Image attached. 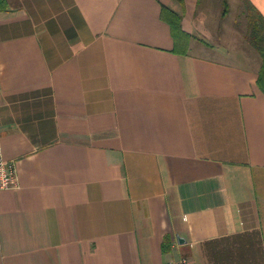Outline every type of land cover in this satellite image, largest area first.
Returning a JSON list of instances; mask_svg holds the SVG:
<instances>
[{
    "label": "crops",
    "instance_id": "crops-1",
    "mask_svg": "<svg viewBox=\"0 0 264 264\" xmlns=\"http://www.w3.org/2000/svg\"><path fill=\"white\" fill-rule=\"evenodd\" d=\"M227 1L216 15L247 28L245 0ZM200 4L0 6V144L18 176L0 189V264H264L261 56L247 30L204 39L219 27Z\"/></svg>",
    "mask_w": 264,
    "mask_h": 264
},
{
    "label": "trees",
    "instance_id": "trees-1",
    "mask_svg": "<svg viewBox=\"0 0 264 264\" xmlns=\"http://www.w3.org/2000/svg\"><path fill=\"white\" fill-rule=\"evenodd\" d=\"M223 3L226 8L229 7L227 0H223ZM4 4L5 0H0V6H4ZM245 14L247 26L249 28L247 39L261 56V66L257 83L264 90V18L249 0H245ZM162 18L166 20L171 27L175 41V49L182 52L187 51L191 40V34L186 32L182 27V15L164 5L162 7ZM170 246L171 241L167 238L163 244L164 250H169Z\"/></svg>",
    "mask_w": 264,
    "mask_h": 264
},
{
    "label": "rangeland",
    "instance_id": "rangeland-1",
    "mask_svg": "<svg viewBox=\"0 0 264 264\" xmlns=\"http://www.w3.org/2000/svg\"><path fill=\"white\" fill-rule=\"evenodd\" d=\"M218 2H219V0H211V3H210V0H201L200 8L206 10L208 7L210 8L212 6V10H211V12H209L210 15L207 17V20L209 22L208 27L210 26L212 32L214 29V25L219 27V30H217V32H219L218 35L213 34V35H207L209 37H205V34H207V33H205V34H202V37L206 40L209 39V41L216 43V41L217 42L220 41L221 37L223 36V32H225V29H227V27H228L232 30L233 29L238 30V31H236V34L234 36L238 39V42H243L244 36H245V31L249 30L248 27L247 28L244 27L245 20H243L242 17L239 16L238 10H235V11L232 10V12L229 14H227V12H226V16L224 15L225 16L224 19L222 17V14L219 15L220 12H219V14L216 15V11L218 8H220L221 10H223V8H224V5L221 4V6H220ZM222 24H224L226 26L224 31H223ZM221 29L223 32H221ZM225 33H227L228 36H231V34H232L230 32H225ZM225 37H226V35H225ZM230 39H232V37ZM227 41H228V39L225 41V43L229 44V42H227ZM221 43H224V42H221Z\"/></svg>",
    "mask_w": 264,
    "mask_h": 264
},
{
    "label": "built area",
    "instance_id": "built-area-1",
    "mask_svg": "<svg viewBox=\"0 0 264 264\" xmlns=\"http://www.w3.org/2000/svg\"><path fill=\"white\" fill-rule=\"evenodd\" d=\"M18 185L15 161L6 159L0 144V189H10ZM176 264H190L187 257H181Z\"/></svg>",
    "mask_w": 264,
    "mask_h": 264
},
{
    "label": "water",
    "instance_id": "water-1",
    "mask_svg": "<svg viewBox=\"0 0 264 264\" xmlns=\"http://www.w3.org/2000/svg\"><path fill=\"white\" fill-rule=\"evenodd\" d=\"M179 239V241H180V238H178Z\"/></svg>",
    "mask_w": 264,
    "mask_h": 264
}]
</instances>
